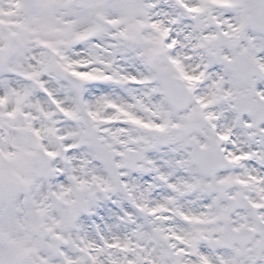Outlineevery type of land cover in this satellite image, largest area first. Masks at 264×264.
<instances>
[{"label": "snow or ice", "instance_id": "obj_1", "mask_svg": "<svg viewBox=\"0 0 264 264\" xmlns=\"http://www.w3.org/2000/svg\"><path fill=\"white\" fill-rule=\"evenodd\" d=\"M0 264H264V0H0Z\"/></svg>", "mask_w": 264, "mask_h": 264}]
</instances>
